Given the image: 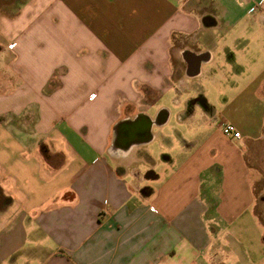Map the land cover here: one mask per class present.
<instances>
[{"label":"crops","instance_id":"0c3cea01","mask_svg":"<svg viewBox=\"0 0 264 264\" xmlns=\"http://www.w3.org/2000/svg\"><path fill=\"white\" fill-rule=\"evenodd\" d=\"M254 11L261 25L264 0H27L0 13V264H220L214 231L264 226L248 158L264 131L236 123L241 139L226 137L202 86L245 59L252 35L225 26ZM172 118L185 128L167 131ZM160 136L169 167L156 173L146 146Z\"/></svg>","mask_w":264,"mask_h":264},{"label":"rangeland","instance_id":"374dc122","mask_svg":"<svg viewBox=\"0 0 264 264\" xmlns=\"http://www.w3.org/2000/svg\"><path fill=\"white\" fill-rule=\"evenodd\" d=\"M26 1L0 0V13H18L21 4ZM243 16L240 22L234 23L231 27H225L227 30L236 33L237 36L252 35V37H247L250 38L247 44V56L243 59L241 54L236 52L238 66L229 68L230 71L223 78L217 75L216 80L218 83L206 82L202 86L205 89V94L215 106L212 113L208 114L209 119L216 116L218 121L225 119L231 123L234 122V125L238 123L242 130L259 134L264 131V94L262 93L264 83L259 84L261 83V77L259 78V76L264 72V23L260 25L256 22L255 11L252 13L244 12ZM229 46L235 51L236 47ZM239 47L240 45H237V48ZM255 79L258 80L253 81V85L250 86L249 83ZM173 98L168 95L160 102L175 110ZM196 122L200 123L201 121L198 118ZM168 126L167 131L172 130L173 132L185 128V126L180 125L176 118H172ZM194 126L196 129L197 124H194ZM235 126L237 127V124ZM198 132L199 130L195 132L196 136L201 135L197 134ZM189 135L192 134L189 132ZM146 147H149V152L156 161L154 164L156 173H161L169 167V164L163 160V155L170 149V145L163 140L162 136ZM183 151L184 153L187 152L185 149ZM248 158L250 164L256 169H252L251 180L256 192L259 216L264 222V140L249 144ZM148 166L149 164L142 165L141 172L146 173ZM161 181L162 179L145 178L142 185L146 188H158ZM208 184L209 180L207 179V181H204L203 190L207 189ZM243 221L248 225L246 228L239 229L235 225L226 226V224H223L222 228L214 231L213 236L217 240L215 252L220 264L264 263V245L261 241L264 239V226L257 227L255 222L252 221V216L248 219L245 218Z\"/></svg>","mask_w":264,"mask_h":264},{"label":"built area","instance_id":"2783aa9c","mask_svg":"<svg viewBox=\"0 0 264 264\" xmlns=\"http://www.w3.org/2000/svg\"><path fill=\"white\" fill-rule=\"evenodd\" d=\"M254 10V8L251 9V11ZM14 44H11L10 46H13ZM91 96H94V94H92ZM220 128L222 133L229 138H233V139H241L242 137V133L240 132V130L231 122L228 121H222L220 123ZM153 210L156 211L155 208L152 207Z\"/></svg>","mask_w":264,"mask_h":264},{"label":"flooded vegetation","instance_id":"af4514ba","mask_svg":"<svg viewBox=\"0 0 264 264\" xmlns=\"http://www.w3.org/2000/svg\"><path fill=\"white\" fill-rule=\"evenodd\" d=\"M131 127H132L131 132H129V133L125 132V134L121 136L124 143H126V140L134 141V140H137L138 138H140L141 136L144 135V133L138 132L139 130H142L144 128V120L137 122L136 125L132 124Z\"/></svg>","mask_w":264,"mask_h":264},{"label":"water","instance_id":"95a60500","mask_svg":"<svg viewBox=\"0 0 264 264\" xmlns=\"http://www.w3.org/2000/svg\"><path fill=\"white\" fill-rule=\"evenodd\" d=\"M199 71V66L197 65V63L195 61H190L189 63V72L190 75H195L196 73H198Z\"/></svg>","mask_w":264,"mask_h":264}]
</instances>
